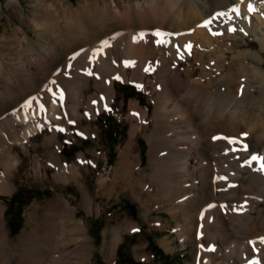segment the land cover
Wrapping results in <instances>:
<instances>
[{
    "label": "bare ground",
    "instance_id": "6f19581e",
    "mask_svg": "<svg viewBox=\"0 0 264 264\" xmlns=\"http://www.w3.org/2000/svg\"><path fill=\"white\" fill-rule=\"evenodd\" d=\"M130 1L123 10L114 2L110 7L117 18L127 22L140 17L143 30L126 27L120 33L102 36L99 28L87 21L89 12L67 10L64 31L67 45L63 51L54 53L44 46L26 62L19 57L17 70L22 77L13 72L6 83L8 88L14 86L17 94L12 96L13 104L0 111V195L14 190V182L25 166L20 150L29 156L35 179L43 182L47 167L54 169L57 181L76 178L78 166L61 164L59 132L71 134L70 126L77 125L83 117L96 118L113 102L115 78L129 80L153 97V129L147 135L150 154L162 153L167 168L189 179L190 196L186 195L181 205L194 204L199 199L209 201L197 213L198 247L208 258H200L196 264H215L216 255L222 264H264V243H260L263 237L249 239L228 228L235 224L252 228L256 224L253 211L261 214L258 201L241 208L235 197L247 172L260 176L264 186V170L260 169L264 159V0ZM249 4L253 7L251 13ZM233 7L239 10L240 18L232 12ZM218 13L226 17L214 19ZM158 22L161 25L153 30V24ZM192 25L193 35L185 36L184 28ZM230 26L237 31L229 33ZM167 28L177 33L169 37ZM215 32L223 35H213ZM245 36L258 43L259 51L242 49ZM79 40L84 43L75 49V42ZM186 45H191L190 52L185 51ZM77 59L83 60L84 66L79 67L81 62H78L75 75L60 73L64 63ZM126 69L132 71L130 79ZM64 115H69L66 123ZM148 115V110L139 102L128 103L130 137L143 129ZM225 116L228 124L222 133L204 132L196 122L199 119L211 125ZM80 132L86 134V131ZM233 135H240L242 139ZM39 137L42 138L41 153L35 149V138ZM221 144L225 152L219 149ZM133 153V147L128 144L123 160H128ZM226 157H230V163ZM252 157H257L255 163L251 162ZM82 159L86 161L84 156ZM245 162L251 163V167H242ZM224 164L231 165L226 172L222 169ZM226 175H232L234 187L224 186ZM84 196L87 204L90 203L86 191ZM246 199L242 198L243 202ZM49 203L52 211L62 203L70 208L69 202L59 197ZM48 225L52 224L48 222ZM219 227L227 230L224 228L221 232ZM222 233L223 237L229 234L233 239L228 246H218ZM179 235L183 237L184 232ZM0 240L3 243L8 240L1 205ZM248 245L253 246L254 254ZM0 249L3 250L0 264L44 262L30 250L16 255L9 246ZM49 260L53 264L59 262Z\"/></svg>",
    "mask_w": 264,
    "mask_h": 264
},
{
    "label": "rangeland",
    "instance_id": "374dc122",
    "mask_svg": "<svg viewBox=\"0 0 264 264\" xmlns=\"http://www.w3.org/2000/svg\"><path fill=\"white\" fill-rule=\"evenodd\" d=\"M243 1L236 0L237 3ZM112 2L123 10L131 1L0 0V92H3L0 111L9 108L14 101L12 96L17 94L16 88H8L6 83L13 72L22 77L17 70L20 56L26 62L44 46L54 53L64 50L67 45L64 38L67 10L89 12L91 16L87 21L94 23L102 36L120 33L126 27L137 31L144 29L140 17L130 22L117 18L110 7ZM160 25L159 22L154 23L153 30ZM190 28H184L185 36L193 35L194 25ZM168 29L165 32L169 37L177 33L173 28ZM245 38L243 50L259 51L257 42L250 41L247 36ZM75 43L76 49L84 41ZM231 56L228 55L229 59ZM80 60L64 63L60 73L75 75L78 64L79 67L84 66V61ZM126 73L130 79L131 69H126ZM112 98V104L96 118L83 117L77 125L70 126L71 134L59 132L61 164L64 167L78 166L76 178L57 181L54 169L47 167V178L43 177L41 182L33 176L29 156L20 150L25 166L14 182V190L0 195L8 234L6 242L0 240V248L9 246L16 255L30 250L44 260L36 264H53L49 260L51 258L57 259L58 264H196L198 259L208 258L198 247L197 213L209 201L199 199L194 204L187 202L181 205L186 195L190 196L189 179L167 168L162 153L150 154L147 135L153 129V97L149 92L139 90L131 81L115 78ZM131 101L139 102L149 112L143 129L134 137L129 135L130 124L127 121L128 103ZM227 119L225 116L220 123L211 125L199 119L196 122L204 132L222 133L227 127ZM63 120L68 122L69 115H64ZM238 123L244 128L240 120ZM80 130L86 134H81ZM233 136L242 139L240 135ZM35 144V149L41 153L42 138H35ZM128 144L134 153L124 161L123 153ZM218 147L225 152L223 144ZM226 158L230 163V157ZM229 166L224 164L223 171L226 172ZM226 177L224 186L234 187L232 175ZM261 183L260 176L248 172L242 177L240 194L235 197L237 204L245 208L251 201H258L261 214L253 211L256 224L252 228L229 225L234 234L253 240L264 238V202L259 201V198L264 199ZM85 191L91 199L88 204ZM58 197L68 201L70 208L62 203L56 211L50 210L49 202ZM242 198L249 199L243 202ZM48 222L52 225L49 226ZM224 228L219 227L218 230L224 232L227 230ZM181 231L184 232L183 237L179 235ZM220 235L218 246H228L233 240L229 234ZM248 246L254 254L253 246ZM214 263L222 264L218 255Z\"/></svg>",
    "mask_w": 264,
    "mask_h": 264
},
{
    "label": "snow or ice",
    "instance_id": "6c2138e0",
    "mask_svg": "<svg viewBox=\"0 0 264 264\" xmlns=\"http://www.w3.org/2000/svg\"><path fill=\"white\" fill-rule=\"evenodd\" d=\"M252 11H253V7H252L251 4H249V6H248V12L251 13ZM232 12L235 13V15H236L237 18H240V12H239V10L237 8L233 7ZM225 17H226V14H224V13H218L217 16L214 19H220V18H225ZM227 18L228 19H231V17H227ZM208 23H211V21H209ZM204 26H207V24L204 25ZM235 31H237V29L235 27L230 26L228 28V32L229 33H232V32H235ZM240 31H243V30L241 29ZM212 34L213 35H223L222 32H215V33H212ZM155 35L159 36L157 33H155ZM102 47H103V45H102ZM190 49H191V45H186L185 46V51L190 52ZM178 51H179V49H178ZM145 71H148V69L146 68ZM232 142L235 143V141H232ZM256 161H257V157H252L251 158V162L252 163H255ZM241 166L242 167H244V166L251 167V163L245 162ZM260 169L261 170H264V159H262L261 162H260ZM260 243H264V238L261 239Z\"/></svg>",
    "mask_w": 264,
    "mask_h": 264
},
{
    "label": "crops",
    "instance_id": "0c3cea01",
    "mask_svg": "<svg viewBox=\"0 0 264 264\" xmlns=\"http://www.w3.org/2000/svg\"><path fill=\"white\" fill-rule=\"evenodd\" d=\"M159 251H160V249H158ZM152 254H154V253H152ZM156 254L158 255V251L156 250Z\"/></svg>",
    "mask_w": 264,
    "mask_h": 264
},
{
    "label": "trees",
    "instance_id": "16d2710c",
    "mask_svg": "<svg viewBox=\"0 0 264 264\" xmlns=\"http://www.w3.org/2000/svg\"><path fill=\"white\" fill-rule=\"evenodd\" d=\"M158 250V249H157ZM159 251V250H158Z\"/></svg>",
    "mask_w": 264,
    "mask_h": 264
}]
</instances>
